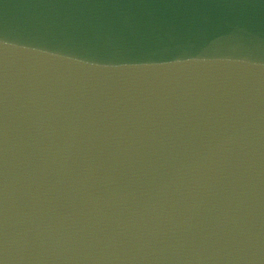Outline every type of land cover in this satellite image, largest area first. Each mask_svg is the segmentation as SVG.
<instances>
[{
  "label": "water",
  "instance_id": "1",
  "mask_svg": "<svg viewBox=\"0 0 264 264\" xmlns=\"http://www.w3.org/2000/svg\"><path fill=\"white\" fill-rule=\"evenodd\" d=\"M0 264H264V0H0Z\"/></svg>",
  "mask_w": 264,
  "mask_h": 264
}]
</instances>
